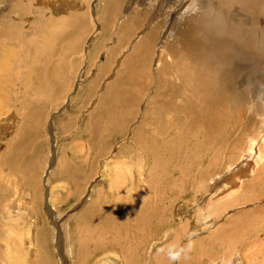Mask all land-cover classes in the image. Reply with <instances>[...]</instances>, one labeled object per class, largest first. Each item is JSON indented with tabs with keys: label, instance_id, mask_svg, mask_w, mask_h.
<instances>
[{
	"label": "bare ground",
	"instance_id": "bare-ground-1",
	"mask_svg": "<svg viewBox=\"0 0 264 264\" xmlns=\"http://www.w3.org/2000/svg\"><path fill=\"white\" fill-rule=\"evenodd\" d=\"M78 1L0 0V110L6 120L13 116L6 111L13 88L20 91L29 82L32 89L45 85L50 92L61 75L67 83L76 66L68 57L77 45L68 48L61 65L50 62L52 43L61 45L64 33L83 42L88 34L95 43L101 39L103 27L94 33L96 18L90 20L92 10ZM104 7L112 20L104 26L115 28L121 42L123 29L140 30L146 20L168 12L86 79L98 88L89 102H114L116 111L108 126L120 141L104 158L110 166L105 180L112 179L114 189L102 192L98 201L108 208L99 206L96 214L116 236L87 243L85 238L72 247L57 224L54 244L65 242L68 264H99L86 246L98 241L108 248L99 255L109 264H264V226L254 227L264 224V163L252 167L264 147V0H110ZM60 49L61 62L65 47ZM84 76L74 79V87L85 83ZM35 77L37 83L28 81ZM23 96L24 103H33L28 92ZM65 102L58 113L71 104ZM198 235L205 237L197 240Z\"/></svg>",
	"mask_w": 264,
	"mask_h": 264
},
{
	"label": "rangeland",
	"instance_id": "rangeland-1",
	"mask_svg": "<svg viewBox=\"0 0 264 264\" xmlns=\"http://www.w3.org/2000/svg\"><path fill=\"white\" fill-rule=\"evenodd\" d=\"M108 1L110 0H104L102 3H100L99 0L78 1L84 4L88 11L92 10L93 13H91V15L89 14V17H91L90 20L92 21L96 18V21L94 22V27H96L94 33L97 35L99 33L101 34L102 27L104 32H106H103L104 35L101 34V39H98L101 44L97 42V40L95 43L92 40L95 39V36L91 37V39L89 38V34V36L87 35L84 37V39L87 37L85 39L86 42L84 41V43L82 39L74 36L68 37L66 33L63 34V42L61 45L58 41L52 43L54 55L50 62H54V64L60 63L61 65L64 64V58L68 55V48L71 49L73 43L77 45L74 46L75 51L70 50L68 57L72 67L76 66L69 71L71 74L66 77L68 80L67 83H61L63 81V75H61L58 80H55L57 84L54 82L49 86L51 91L47 92L45 85H41L37 89H32L29 87V82H27L20 91L14 88L11 90L12 95H9L11 98L8 100L9 102H7L8 109H6V111L13 116L9 120H6L5 116L7 113L0 110V258L4 260L3 263H1L2 260H0V264H58L57 261H59V264H68L69 261L65 260L68 257L67 254L63 251L64 254L62 261L57 252H61V249L65 250V242L64 246L63 244L55 245V242L53 241L54 238H52L55 236L54 227L58 225L68 232L72 247L80 246L81 244L79 243H82L85 238V243H87L90 238L99 240L100 237H109L112 239L113 236H116L115 232L107 231L109 228L106 229L104 223L101 225L102 223H100V219L96 216L98 210L101 209L99 206L108 208L107 203L98 201V199L102 197V192L110 194V191L112 192L114 189V187L108 184L112 179H110V181L105 180V176L108 174V171H105V168L110 167L106 162L108 151L114 149L116 143L120 141V135L114 137L112 133L110 134L108 126L111 121H114V118H111V116L112 114H116V111L113 110L114 102L112 100V106L110 104L108 107L102 105L100 99L99 103L98 99L92 104L90 103V100L95 98L94 92L96 93L98 88L96 87L95 89V83L93 81L87 82L86 79H89V77L91 78L90 75L95 73L98 67L109 66L110 63L117 58V55H120V52H123L124 54L125 47H127L125 42L127 43L131 39L138 40L140 37L139 34L145 30H151L154 23L163 19L168 12V8L164 9L162 11L163 14L162 12L160 13L162 16L159 15V18L157 17L155 21L148 22L146 20L143 28L140 29L141 31L134 27L133 29H123L126 31L122 30V33H125L122 35L123 40H125L122 41V43L120 41L122 38H118L115 28L110 29V26H104L105 22H109L108 19H110L104 7V4ZM112 1L113 0H111V2ZM96 3H98V5ZM93 4L100 8H96L95 10L92 8L94 7ZM172 4V6H174V2ZM123 6L124 5H122V7ZM179 10L180 8L176 9V11ZM89 17L87 18L89 19ZM116 24L119 23H115L114 25L123 28V23L119 25ZM24 29L28 28L25 27ZM134 29L135 31L133 32ZM118 32L120 33L119 30ZM114 42L119 43V46L115 47ZM83 43L85 46L87 44L89 45L90 51L83 49V47L81 48ZM91 46L94 49L91 48ZM60 47L63 49L65 47V55L62 54L61 62ZM100 51H102V53ZM80 53H82L83 56ZM93 55L96 56L95 58L97 60ZM89 57H92L94 60L93 63H91L92 60H89L91 59ZM83 59L87 60L85 61ZM88 64L92 65L88 66ZM89 67H91L90 70ZM80 69L82 70L80 71ZM80 76H84L83 79L85 80V83H83L82 86L74 87L75 85L72 84V82ZM36 78L37 77L33 79L34 81H28L37 83L38 79ZM41 80L43 79L41 78ZM64 90H66V92H63ZM23 92L29 93V96L33 98V103H24ZM84 93L88 94L86 95ZM90 93L93 94L91 95ZM70 97H72V99ZM258 98L259 95L256 94L253 97V100ZM68 99L71 103L69 104V107H66V110L58 113L61 108L66 106L67 102L65 101ZM97 109H99L100 112L95 111ZM108 109H110V112ZM3 118H5V121ZM3 124L7 125L4 128L5 130L2 128ZM117 126L119 127V125ZM110 137H113L116 140ZM54 145L55 149L53 148ZM100 158H106V160H101ZM263 160L264 147H262L260 155L256 158V161H254L252 167L255 162H257V168H259L264 163ZM242 167H244V165H242ZM250 170L251 169L249 168L247 174ZM104 173L105 175L103 177ZM190 199L187 200L189 201ZM47 204L52 206L53 210H50V213L47 210ZM81 208L82 210L86 209L81 216L77 215L68 220L70 215ZM208 211L209 213L212 212L210 209ZM56 217L60 219L55 221L57 219ZM118 222L120 223L119 220ZM256 224L257 225L254 227L264 226L262 222L259 224V221ZM90 230H92V232L94 231L93 233L95 234L93 235L92 233L91 236ZM203 232L207 234L210 230L205 227ZM204 237V235H198L197 240ZM99 245V241L96 243V246H94L93 243L90 245L86 244L89 250H93L91 254L92 262L95 263L99 261V264L100 262L102 264H109V260L105 258V256L103 257L99 255L100 252H106L108 248L98 247ZM221 257L222 256H220V259L223 258Z\"/></svg>",
	"mask_w": 264,
	"mask_h": 264
},
{
	"label": "water",
	"instance_id": "water-1",
	"mask_svg": "<svg viewBox=\"0 0 264 264\" xmlns=\"http://www.w3.org/2000/svg\"><path fill=\"white\" fill-rule=\"evenodd\" d=\"M63 249H61V253H58L59 254V257L62 259V261H63Z\"/></svg>",
	"mask_w": 264,
	"mask_h": 264
}]
</instances>
